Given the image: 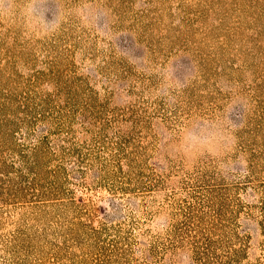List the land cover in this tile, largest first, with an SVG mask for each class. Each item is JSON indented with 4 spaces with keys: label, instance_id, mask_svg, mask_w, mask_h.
Returning a JSON list of instances; mask_svg holds the SVG:
<instances>
[{
    "label": "rangeland",
    "instance_id": "obj_1",
    "mask_svg": "<svg viewBox=\"0 0 264 264\" xmlns=\"http://www.w3.org/2000/svg\"><path fill=\"white\" fill-rule=\"evenodd\" d=\"M88 2L105 14L99 28L80 22L82 0H48L53 16L62 10V23L45 34L24 19L25 0H0L1 125L29 118L20 106L23 98L55 94L52 77L37 73L59 63L61 81L80 77L91 89L82 99L91 94L100 112L97 107L76 115L61 131L53 126L54 114L39 117L29 128H14L15 142L33 146L53 131V145H75L87 156L80 167L75 157H65L67 187L88 223L111 228L105 240L132 244L135 264H194L188 246L163 248L169 225L186 205L213 221L217 207L207 202L205 190L217 182L203 186L198 180L204 176L222 187L227 236L245 237L241 264H264V0ZM55 106L66 110L65 97H56ZM92 115L111 120L105 134ZM123 134L126 142L119 143ZM119 144L140 152L147 178L160 177L163 185L125 193L102 181L99 167L121 157ZM12 156L4 157L17 160ZM122 178L113 177L119 186ZM2 202L0 264H81L83 253L71 247L63 257L13 253L19 228L28 226L24 234L32 232L30 226L54 232L53 223L35 220L36 204L50 203ZM152 246L157 253H150ZM96 260L85 264L101 262Z\"/></svg>",
    "mask_w": 264,
    "mask_h": 264
},
{
    "label": "trees",
    "instance_id": "obj_2",
    "mask_svg": "<svg viewBox=\"0 0 264 264\" xmlns=\"http://www.w3.org/2000/svg\"><path fill=\"white\" fill-rule=\"evenodd\" d=\"M37 74L46 77L50 75L55 81L56 92L54 95L48 93L33 101L23 98L20 106L29 118H17L18 120L15 119L17 123H6L5 126L0 123V201L6 205L20 201L50 203L36 204L34 209L38 210L35 220L43 223V226L53 223L54 232L49 233L47 226L43 229L44 232L33 231L35 227L30 226L28 229L32 232L26 231L24 234L22 230L28 226L19 228L14 238L13 253L16 254L18 250L27 256L43 259L48 251H51L55 256L63 257L72 254L69 250L71 247L83 253L80 257L81 264L96 258V261H101L98 264H135L130 246L132 244L124 247L116 240H105L104 235H107L111 228L97 229L88 223L86 211L71 196V191L67 187L69 173L64 165L65 157H75L80 167L82 163L89 161L86 160L87 156L75 145L70 147L53 145L50 140L53 131H48V134L33 146L15 142L14 136L17 131L14 128L18 125L29 128L37 118L49 119L48 115L54 114L51 116L56 120L53 126L61 131L64 127L69 129L76 115L90 114L97 107L100 112L99 108L102 107L100 103L92 100L91 94L89 99H82V94L88 93L89 87L80 77L73 81H61L59 63H52L47 72ZM85 89L87 90L83 92ZM60 95L65 97L66 110L55 106V98ZM92 119L100 126V133L105 134L109 130L110 119L99 115L97 119L92 115ZM124 136V134L119 136V143L126 142ZM116 150L121 157L115 159L111 167L107 163H102L99 167L103 172L102 181L111 184L113 189L125 193L153 191L163 185L165 181L160 177H155L154 180L147 178L140 152L137 154L127 152L122 144H119ZM6 153L17 157V160H7L4 157ZM95 158L97 160V157ZM116 175L123 177L124 182L120 186L113 179ZM198 182L203 186L217 182L206 187L205 190L208 191L207 202L212 207H217L213 209L215 213L213 221L208 222L205 214L198 215L194 206L186 205L181 213L175 214L174 218L178 216L180 218L169 225L170 229L165 236L163 249L170 252L188 246L194 264H241L246 256L247 242L239 233L228 237L226 229L222 227L225 201L221 195V185L216 178L208 179L204 176ZM262 218L264 220V213ZM261 224L264 230V221ZM49 237L54 238L55 241L50 240ZM149 251L152 254L157 253L155 246ZM74 260L77 261L78 258Z\"/></svg>",
    "mask_w": 264,
    "mask_h": 264
},
{
    "label": "clouds",
    "instance_id": "obj_3",
    "mask_svg": "<svg viewBox=\"0 0 264 264\" xmlns=\"http://www.w3.org/2000/svg\"><path fill=\"white\" fill-rule=\"evenodd\" d=\"M59 3V0H57ZM48 0H25L24 4V19L36 30L45 34H50L56 31L62 23V10L58 9L56 15L47 9L46 5ZM81 15L79 17L80 22L91 28H99L101 22L105 18V14L102 13L88 0H82L80 5ZM2 15V13H0ZM190 139L196 141L197 137L194 135L189 136Z\"/></svg>",
    "mask_w": 264,
    "mask_h": 264
}]
</instances>
